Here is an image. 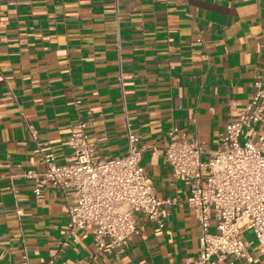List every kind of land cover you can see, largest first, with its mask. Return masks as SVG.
Returning <instances> with one entry per match:
<instances>
[{
    "label": "crops",
    "instance_id": "crops-1",
    "mask_svg": "<svg viewBox=\"0 0 264 264\" xmlns=\"http://www.w3.org/2000/svg\"><path fill=\"white\" fill-rule=\"evenodd\" d=\"M257 83L264 93V0H0V264L196 258L190 181L173 174L166 148L184 133L217 151ZM79 121L99 159L123 155L128 130L156 148L141 167L158 198L172 203L163 227L135 210L137 231L120 251L96 254L92 229L61 247L73 197L24 176L44 171L45 154L64 163ZM243 234L255 264H264L253 232Z\"/></svg>",
    "mask_w": 264,
    "mask_h": 264
},
{
    "label": "built area",
    "instance_id": "built-area-1",
    "mask_svg": "<svg viewBox=\"0 0 264 264\" xmlns=\"http://www.w3.org/2000/svg\"><path fill=\"white\" fill-rule=\"evenodd\" d=\"M88 127L83 121L73 126L68 138L71 155L64 163H58L54 153L45 154L44 171L24 176L73 197L68 206L69 231L61 247L68 246L78 231L92 229L96 254H106L131 242L137 231L135 210L163 227L162 209L172 202L158 198L141 167L143 154L151 149L155 155L156 148L148 150L142 136L128 130L126 152L99 159ZM30 132L36 142L37 132L32 128ZM165 160L175 176L190 181L185 206L196 214L200 231V252L185 264H255L243 229L253 232L259 252L264 253V93L260 88L239 116L228 121L217 151L206 153L199 139L189 140L183 133L169 143ZM34 192L38 196L41 189ZM47 264H54V259Z\"/></svg>",
    "mask_w": 264,
    "mask_h": 264
},
{
    "label": "rangeland",
    "instance_id": "rangeland-1",
    "mask_svg": "<svg viewBox=\"0 0 264 264\" xmlns=\"http://www.w3.org/2000/svg\"><path fill=\"white\" fill-rule=\"evenodd\" d=\"M245 131H246V133H248V130L247 129ZM241 142H244V139H241Z\"/></svg>",
    "mask_w": 264,
    "mask_h": 264
}]
</instances>
